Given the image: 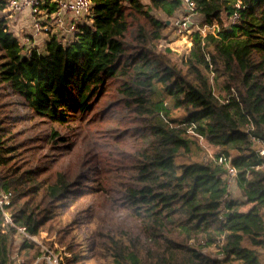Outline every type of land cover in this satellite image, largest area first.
<instances>
[{
  "label": "trees",
  "instance_id": "trees-1",
  "mask_svg": "<svg viewBox=\"0 0 264 264\" xmlns=\"http://www.w3.org/2000/svg\"><path fill=\"white\" fill-rule=\"evenodd\" d=\"M238 1L239 19L224 26ZM194 2L202 20L219 28L193 32L180 65L152 48L164 23L140 0H93V22L63 42L48 34L43 52L23 54L0 0V87L49 122L47 142L69 154L59 156L52 182L39 179L47 168H29L0 103V188L11 195L16 225L32 235L56 232L66 243V264H264V155L252 145L255 139L264 147V0ZM149 6L168 17L182 11L179 0ZM112 85L135 128L103 145L82 128ZM158 85L182 115L171 117L163 100L153 99ZM198 134L216 156L230 157L248 210L224 199L222 166L177 160L190 156ZM68 158L74 175L60 167ZM2 222L0 215V264H13L15 230L2 232ZM23 241L17 264H33L39 247ZM213 245L221 256L205 253Z\"/></svg>",
  "mask_w": 264,
  "mask_h": 264
},
{
  "label": "rangeland",
  "instance_id": "rangeland-1",
  "mask_svg": "<svg viewBox=\"0 0 264 264\" xmlns=\"http://www.w3.org/2000/svg\"><path fill=\"white\" fill-rule=\"evenodd\" d=\"M145 7L150 11L151 15H153L155 18L159 19L164 23L162 34L163 38L156 41L155 45L156 47H152L156 52H162L166 50L167 55L172 59V61L176 62L177 64L181 65L182 59H184L189 51V48L192 44V34L195 32V30L192 31L191 35L187 36H180L177 35L175 32V29L172 25V22L174 19L181 16L182 11L175 12L172 16L168 17L163 13L162 11L158 9L151 8L149 6V0H140ZM1 15L4 16V14L1 12ZM6 18V17H5ZM223 23L224 26H228V17L223 15ZM10 24L8 25L9 30L16 36L19 37V35H23V33L26 31V21L22 18L20 15H13L10 19H6ZM196 23L200 25V23L203 22L200 15L196 14ZM20 22V23H19ZM44 39L43 41L40 39ZM40 39H37L36 42H34L35 46L38 48L40 52H43L45 49V42L47 39V36L42 35ZM69 37L66 36L65 38H62V42L67 40ZM25 53V51H22V54ZM212 77V75H211ZM211 83H213V80H210ZM0 94L2 95V99L0 100V103H3L5 105L6 109V115L7 119L6 122L8 123L9 127L11 129V133L14 135L15 141L18 145L22 147L23 157L25 160L28 161L29 168H39V169H46L39 177L45 178L48 176H51V172L59 169V163H60V157L65 156L62 161L66 158V154H68L67 149H63L62 154H58V149L53 148V144H49L47 142L48 134L50 131L51 124L49 122H46L43 119H40L38 117H33L32 113L29 111V109L23 104V101L20 97L13 94L10 89H7L5 87H0ZM120 96L115 92V86L112 85L109 89V91L106 92V95L100 100V103L94 110V112L91 115V118L89 120V125L83 126V130L86 132H89V135L91 138H94L97 140L98 144H105L107 142V137H115V135L123 132L126 129H134L135 126L132 124H129L126 117V110H124L121 102H120ZM154 100H163L164 104L166 102L167 107L169 108L170 116L171 117H177L183 114L182 110L173 108L172 107V101L168 96H165L160 89V86H157L156 93L153 95ZM76 131H79V128L75 126ZM55 129L59 132V134H66L68 133L67 128L55 126ZM253 148L256 150L264 149L263 144L260 143L257 140H253L252 142ZM61 146L59 145L58 148ZM191 150L189 152V157H183L178 156V161H183L184 159L189 160H195V161H204L205 154L207 155V151L204 147L200 145L198 141L195 140V142L191 145ZM211 154L217 153V148L211 147ZM210 155V154H209ZM81 156V155H80ZM85 156H81L79 159H84ZM70 158L66 159L63 166H60L63 171H65V174L68 173L69 175H74V167L69 164ZM61 161V162H62ZM92 165V164H90ZM264 171V168H262ZM66 179L70 182L71 179L68 178L67 175H65ZM54 175L51 176L50 182L53 181ZM75 178H72L74 180ZM228 197L231 198L234 201H237L238 203V210L239 211H246L251 206L250 203H247L243 197L241 196L237 186L235 179L232 180L228 184ZM229 200V199H228ZM69 218H64L63 222H61L59 225H63L66 222H68ZM46 233V235L43 238V242L49 246V244H52V241L54 238H56L59 246L58 248H64L65 251L68 253V256L66 258L67 263L68 259L71 256L70 251L67 250L66 243L60 242L59 236L56 234V232L49 233L47 230H41ZM90 229L84 228V230L81 231L82 238L84 239V243L89 245L88 243V234ZM37 241L39 240V237H36ZM24 242L23 239L20 237L15 236L14 243L11 248V256H12V262L13 264H17L18 262L24 261L25 255L24 252H19V247L21 243ZM35 244V243H34ZM37 247H39L38 244H35ZM40 251V247H39ZM205 253L211 255V256H221L218 255L219 252L217 251V247L209 246L204 249ZM40 256V255H39ZM38 256V257H39ZM37 259V258H36ZM18 261V262H17ZM98 260H95L93 258L87 260V264H97ZM33 264H42L40 261H34Z\"/></svg>",
  "mask_w": 264,
  "mask_h": 264
},
{
  "label": "built area",
  "instance_id": "built-area-1",
  "mask_svg": "<svg viewBox=\"0 0 264 264\" xmlns=\"http://www.w3.org/2000/svg\"><path fill=\"white\" fill-rule=\"evenodd\" d=\"M179 1L182 14L172 22L177 35H191L193 30L202 35L208 32L214 34L218 30L219 25L216 21L210 24L204 21L200 25L196 23L195 19L198 13L194 0ZM235 6L236 10L228 17V25L235 23L239 19V12L237 10L240 8V2L238 1ZM93 9V0H6V6L2 10V13L4 14V18L6 17L5 19H10L13 15L27 16L28 23L25 26V29H27L17 39L22 51L29 53L31 49L39 51L34 42L42 35L53 34L59 39L65 38L66 36L72 37L79 31L81 24L93 22ZM9 24L7 21V26ZM188 131L193 133L191 128ZM197 137L200 145L207 151L203 162L218 164L225 169L228 189V184L236 176V168L231 164L230 157L224 155L216 156L215 153L211 154L210 146L203 140V137L199 134ZM258 152L264 155V149H259ZM227 197L228 190L224 195V199L233 200ZM10 202V193L0 188V215L3 219L2 232H7L12 228L15 230V236L38 244L40 247V256L37 257L36 261H40L42 264H65L68 253L64 248L57 247L59 244L56 238L48 246L43 242V238L46 235L44 231H40L37 235H32L27 231L25 226H19L14 223L11 213L7 208ZM218 217L221 220L225 219L223 213ZM37 236L40 241L36 240ZM212 247L215 248L217 246L213 245ZM217 251L221 254L218 247Z\"/></svg>",
  "mask_w": 264,
  "mask_h": 264
},
{
  "label": "crops",
  "instance_id": "crops-1",
  "mask_svg": "<svg viewBox=\"0 0 264 264\" xmlns=\"http://www.w3.org/2000/svg\"><path fill=\"white\" fill-rule=\"evenodd\" d=\"M22 18L26 21V23H28V21H27V20H28L27 16H23ZM19 23H20V22H19ZM40 38H41V37H40ZM40 38H39V39H40ZM40 40L43 41L44 39L41 38Z\"/></svg>",
  "mask_w": 264,
  "mask_h": 264
}]
</instances>
